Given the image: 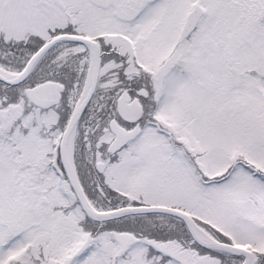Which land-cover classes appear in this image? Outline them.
I'll list each match as a JSON object with an SVG mask.
<instances>
[{
    "label": "snow or ice",
    "instance_id": "snow-or-ice-1",
    "mask_svg": "<svg viewBox=\"0 0 264 264\" xmlns=\"http://www.w3.org/2000/svg\"><path fill=\"white\" fill-rule=\"evenodd\" d=\"M0 264H264V0H0Z\"/></svg>",
    "mask_w": 264,
    "mask_h": 264
}]
</instances>
